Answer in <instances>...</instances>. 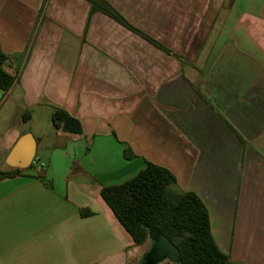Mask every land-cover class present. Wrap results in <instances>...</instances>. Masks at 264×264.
Instances as JSON below:
<instances>
[{"label": "crops", "instance_id": "0c3cea01", "mask_svg": "<svg viewBox=\"0 0 264 264\" xmlns=\"http://www.w3.org/2000/svg\"><path fill=\"white\" fill-rule=\"evenodd\" d=\"M105 1L161 47L89 0H0V173L25 127L37 141L0 175V264H131L100 192L147 163L199 197L231 264H264V0Z\"/></svg>", "mask_w": 264, "mask_h": 264}, {"label": "trees", "instance_id": "16d2710c", "mask_svg": "<svg viewBox=\"0 0 264 264\" xmlns=\"http://www.w3.org/2000/svg\"><path fill=\"white\" fill-rule=\"evenodd\" d=\"M89 1L92 11L104 13L161 47L133 28L105 0ZM7 59L8 56L0 48V90L4 93L15 82V76L4 70ZM195 90L199 97L205 98L200 87ZM24 118L27 120L29 114ZM66 119L64 112L55 110L52 115L53 126L59 129ZM125 154L128 156V151ZM21 172L14 169L0 175L7 177ZM38 176L43 178V171L38 170ZM100 194L136 246H142L149 240V228L163 234L176 245L180 254L179 264H231L211 235L209 215L204 204L195 193L181 191L175 177L167 169L147 163L131 180L120 185L102 187ZM160 264L171 263L165 261Z\"/></svg>", "mask_w": 264, "mask_h": 264}, {"label": "water", "instance_id": "95a60500", "mask_svg": "<svg viewBox=\"0 0 264 264\" xmlns=\"http://www.w3.org/2000/svg\"><path fill=\"white\" fill-rule=\"evenodd\" d=\"M63 128L68 129L70 133L76 134L80 127L76 120L68 118L63 123ZM37 141L28 132V128H24V134L19 138L11 149L5 161L7 169H28L36 154ZM148 239L152 241V247L147 256L143 259V264H160L169 262L171 264H179L180 254L175 244L167 239L163 234L148 228Z\"/></svg>", "mask_w": 264, "mask_h": 264}, {"label": "rangeland", "instance_id": "374dc122", "mask_svg": "<svg viewBox=\"0 0 264 264\" xmlns=\"http://www.w3.org/2000/svg\"><path fill=\"white\" fill-rule=\"evenodd\" d=\"M29 170H32V167H30ZM151 247H152L151 240H148L144 245L139 246L136 257L132 253L130 263L142 264L144 257L147 256V254L150 252Z\"/></svg>", "mask_w": 264, "mask_h": 264}]
</instances>
